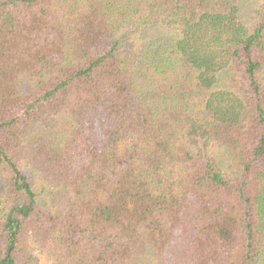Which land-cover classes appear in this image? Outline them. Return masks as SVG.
Masks as SVG:
<instances>
[{"label":"trees","instance_id":"trees-1","mask_svg":"<svg viewBox=\"0 0 264 264\" xmlns=\"http://www.w3.org/2000/svg\"><path fill=\"white\" fill-rule=\"evenodd\" d=\"M0 264H264V0H0Z\"/></svg>","mask_w":264,"mask_h":264}]
</instances>
